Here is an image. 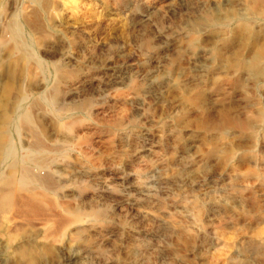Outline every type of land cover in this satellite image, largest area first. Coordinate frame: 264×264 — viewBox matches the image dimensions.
Returning a JSON list of instances; mask_svg holds the SVG:
<instances>
[{"label":"rangeland","instance_id":"374dc122","mask_svg":"<svg viewBox=\"0 0 264 264\" xmlns=\"http://www.w3.org/2000/svg\"><path fill=\"white\" fill-rule=\"evenodd\" d=\"M0 23L31 117L4 129L27 187L0 264H264V0H4Z\"/></svg>","mask_w":264,"mask_h":264},{"label":"bare ground","instance_id":"6f19581e","mask_svg":"<svg viewBox=\"0 0 264 264\" xmlns=\"http://www.w3.org/2000/svg\"><path fill=\"white\" fill-rule=\"evenodd\" d=\"M3 1L4 0H0V5L3 3ZM34 1L37 2V0H34ZM5 32H6L5 36L8 35L7 39L9 43L12 45L10 46L11 47L10 51H17L20 54L19 60L25 61V59L28 57V54L25 50V44H23L20 38V34H21L20 29L17 27V25H9L6 27ZM2 35L3 34H1V36ZM2 45H3V42L2 40H0V46ZM17 63L18 61L10 60L8 61L7 66L5 65L3 66L2 64H0V73L5 74V76L0 81V110H1V113H0V168H4V171L0 172V218H2V215L7 211V209L13 203L16 185L19 183L18 184L19 187L24 188L25 186L23 183L25 182L24 181L25 176H22L20 178V181L18 182L19 161H17V156H16L17 152H16L13 139H12L13 134H11L9 131L4 130L5 128H7L9 125L12 124L15 132L18 133V129L20 128L19 125L28 124L31 120L30 115L28 113L25 114V112L16 114V118L14 120L11 117L15 109L13 108L15 104L13 105L10 103V100L13 98V97L11 98L13 93L16 92L19 96L22 95V97H19L16 103L17 105H15L14 107L16 106L19 107V105H21V103L24 100L22 88L19 85H17L15 79L18 74H25V71L24 70H21L22 72L19 71L17 69ZM6 138L9 139L8 144H5L3 142L4 139ZM38 149H39V146H38ZM25 229H22L19 236L16 237L18 239L16 241L17 247L14 248V253L19 258L23 260H28L29 262H31L34 259L35 251L43 252V251H48L49 249L48 248L35 249L31 244L35 239L29 241L28 243H25V238L27 237V234H30L32 232V231L30 232V230L32 229H30L29 232L25 231ZM0 235L2 234L0 233ZM10 242L12 241L11 240L8 241V243Z\"/></svg>","mask_w":264,"mask_h":264}]
</instances>
